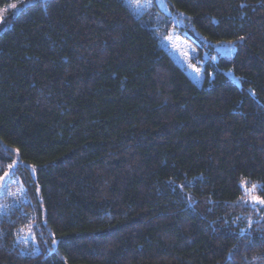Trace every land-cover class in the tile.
Listing matches in <instances>:
<instances>
[{
    "label": "trees",
    "instance_id": "obj_1",
    "mask_svg": "<svg viewBox=\"0 0 264 264\" xmlns=\"http://www.w3.org/2000/svg\"><path fill=\"white\" fill-rule=\"evenodd\" d=\"M29 1L0 31V182L27 198L0 264H264V0ZM176 19L237 48L201 86L161 45Z\"/></svg>",
    "mask_w": 264,
    "mask_h": 264
},
{
    "label": "rangeland",
    "instance_id": "obj_2",
    "mask_svg": "<svg viewBox=\"0 0 264 264\" xmlns=\"http://www.w3.org/2000/svg\"><path fill=\"white\" fill-rule=\"evenodd\" d=\"M126 5L133 11L136 16H142L150 10L153 5H157L163 11L169 13L166 0H123ZM31 2L23 0L21 2L10 4L0 9V31L8 23V18ZM176 27L172 30L169 37L165 38L161 45L170 54L174 61L186 72L189 78L201 86L204 82V64L208 60L215 62L217 56L233 57L236 55L237 48L233 42H209L205 37L196 33L193 42H189L182 34V22L176 19ZM204 44L213 45L216 50L214 56H209L204 52V60L199 59L200 47ZM196 62L201 64L199 66ZM232 80L238 83V80L230 72L227 74ZM25 188L22 182L14 177V174L7 173L0 182V212L1 215H7L10 210L21 208L26 203ZM255 205L264 208V205L259 203L260 200L253 198ZM17 243L24 252H37V240L34 225H28L19 231Z\"/></svg>",
    "mask_w": 264,
    "mask_h": 264
},
{
    "label": "snow or ice",
    "instance_id": "obj_3",
    "mask_svg": "<svg viewBox=\"0 0 264 264\" xmlns=\"http://www.w3.org/2000/svg\"><path fill=\"white\" fill-rule=\"evenodd\" d=\"M259 203H260L261 205H264V200H260Z\"/></svg>",
    "mask_w": 264,
    "mask_h": 264
}]
</instances>
